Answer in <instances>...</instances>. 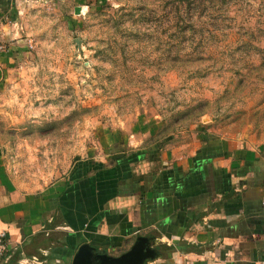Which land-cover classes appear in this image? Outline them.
<instances>
[{
  "label": "rangeland",
  "instance_id": "1",
  "mask_svg": "<svg viewBox=\"0 0 264 264\" xmlns=\"http://www.w3.org/2000/svg\"><path fill=\"white\" fill-rule=\"evenodd\" d=\"M9 7L22 51L0 85V147L21 182L49 185L126 132L162 151L204 133L264 143V0Z\"/></svg>",
  "mask_w": 264,
  "mask_h": 264
},
{
  "label": "crops",
  "instance_id": "2",
  "mask_svg": "<svg viewBox=\"0 0 264 264\" xmlns=\"http://www.w3.org/2000/svg\"><path fill=\"white\" fill-rule=\"evenodd\" d=\"M10 2L0 0V85L22 51L6 21ZM214 136L213 155L200 137L194 151L160 147L157 158L140 160L156 144L122 133L105 153L40 187L15 177L0 147L1 264H72L83 244L120 256L140 236L160 254L173 248L148 264H264V143Z\"/></svg>",
  "mask_w": 264,
  "mask_h": 264
},
{
  "label": "water",
  "instance_id": "3",
  "mask_svg": "<svg viewBox=\"0 0 264 264\" xmlns=\"http://www.w3.org/2000/svg\"><path fill=\"white\" fill-rule=\"evenodd\" d=\"M76 13H80L79 8ZM160 258L161 254L154 241L140 236L134 245L120 256H112L90 244H83L76 252L72 264H148Z\"/></svg>",
  "mask_w": 264,
  "mask_h": 264
},
{
  "label": "trees",
  "instance_id": "4",
  "mask_svg": "<svg viewBox=\"0 0 264 264\" xmlns=\"http://www.w3.org/2000/svg\"><path fill=\"white\" fill-rule=\"evenodd\" d=\"M203 139L204 141L206 142V147L204 149H206V153L207 154H214V152L218 149V145H219V139H217L215 136L213 135H210L208 133H204L203 135ZM159 148H160V145H155L154 148H151L149 150V152L147 151V153H143L141 152L139 154V159H144L145 156L149 155L151 158H155L157 155H160L159 154ZM156 150V151H155ZM157 152V153H155ZM157 158V157H156ZM173 252V248L172 247H168V246H165L162 248V254H161V257L167 255V258H170L171 257V254Z\"/></svg>",
  "mask_w": 264,
  "mask_h": 264
},
{
  "label": "built area",
  "instance_id": "5",
  "mask_svg": "<svg viewBox=\"0 0 264 264\" xmlns=\"http://www.w3.org/2000/svg\"><path fill=\"white\" fill-rule=\"evenodd\" d=\"M3 47L0 46V50ZM7 254V237L6 234L3 232H0V264L4 261V258Z\"/></svg>",
  "mask_w": 264,
  "mask_h": 264
}]
</instances>
